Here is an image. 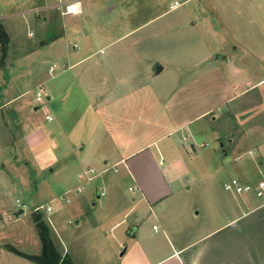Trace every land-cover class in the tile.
Here are the masks:
<instances>
[{"label":"rangeland","instance_id":"obj_1","mask_svg":"<svg viewBox=\"0 0 264 264\" xmlns=\"http://www.w3.org/2000/svg\"><path fill=\"white\" fill-rule=\"evenodd\" d=\"M59 2L60 0H0V23L10 39L6 56L0 45V105L6 104L0 112V144H3L4 150L0 151V162L6 161L7 170L3 171L0 163V210L3 212L0 214V249L5 247L7 252L16 254L11 250L16 247L21 252L39 255L41 241L34 215H41L51 228V223L43 212V209L51 206L53 212L49 217L51 220L57 218L55 226H58L55 230L51 228L52 239L60 249L62 246L59 240L64 242L70 253L68 256L74 259L75 264H121L126 252H129L128 247L132 249V239L124 234V226L110 231L109 222L105 221V226L101 224L106 213L101 211L99 205L107 201V206L116 213L115 217L120 212L128 211L132 206V193L128 192L129 181L121 167L117 168V174L110 172L109 175L119 184L120 195H110L98 201L96 208L91 203L88 204L85 224L76 226L72 216V222L68 223L71 209L68 216L65 215L68 212H61L59 209L66 207V199L75 195L74 192H67L70 184L84 186L85 180L77 177L80 163L87 169L94 168L97 173L102 167L100 160L87 161L86 151L74 153L72 147L78 143L81 147L87 146L96 136L100 138L101 133L99 149L101 152H108L111 158L107 157V167L111 169L115 164L114 159L122 153L124 143L132 148L139 146L140 142L153 143L152 140H158L151 150L159 158L158 152L169 143V140L163 141L159 137L162 130L159 127L170 122V118L162 109L159 110V105L154 108L148 107L150 103L144 104L145 92L151 96L154 91L156 94L159 92V95L160 92L166 93L165 90L172 81L170 71L183 64L189 66L203 56V40L193 36L196 31L191 30L187 35L178 34L174 26L187 19L191 20L193 15H199L202 8L197 3L188 4L186 0H82L83 14L75 18L62 17L56 8L46 11L36 9L38 12L34 10L37 7L58 5ZM175 2L184 5L168 12L170 4ZM26 10L34 11L25 15ZM195 10L197 12L193 13ZM166 25L172 31L171 37L168 33L165 36ZM111 42H114L112 47L117 49L115 63L125 65L126 70L124 66L120 67L123 68L122 73L132 75L134 85L130 82L117 89L115 103L109 108L101 109L98 113L100 116L96 117L86 98L96 86L102 85L103 89L108 90L113 88L110 83L114 84V77L109 78V72L101 68L103 56L96 54L101 47H110L108 45ZM211 42L210 38H204L203 45L214 47L216 44ZM74 45L78 47L75 48ZM169 48H174L175 52H170ZM129 49L134 51L133 54L126 53ZM88 54L94 55L91 59L64 70ZM157 63H167L170 66L168 65L163 76L156 78L154 67ZM54 64L56 72L52 77L49 70ZM226 73L229 79L234 77L230 70H225ZM223 76L227 82L228 78L226 80V76ZM105 79L109 82L106 85L101 83ZM38 84H42L46 91L41 103L36 100L35 86ZM144 84L148 85L141 87ZM52 87L59 91V103H55L54 99L51 102L47 100ZM139 87L140 91H136ZM228 93H225L227 97ZM246 100L247 97L237 98L229 106L230 111L226 105H222L214 114L218 117L216 121L212 119V115L194 121L187 127L188 133L191 130L199 131L194 142H181L187 150L185 159L191 170L190 179L186 181L187 187L191 186V189L185 190L186 195L202 210V217L196 225L203 223L207 215L214 217L215 224L232 216L231 207L236 203L227 200V197L233 196L223 187L228 180L241 177L245 182L239 181L252 185L264 180V164L261 165L264 160L260 158V155L264 156V145L257 139L260 135L256 134L255 129L252 130L255 124L264 121V104L250 105L257 103L248 101L250 104L246 105L242 113L232 116L233 108L242 107ZM133 105L136 107L134 109L152 108L151 115L157 114L156 118L151 119L150 126H143L137 122V118L132 117ZM48 109L58 114L57 119L61 125H58L57 119L50 124L45 121ZM261 111L263 114L259 116ZM48 124L57 129V162L48 171H44L45 165L42 162L34 160L31 163L30 159L22 161L23 166L20 165L19 168L11 167L13 156L19 149L17 140L21 133L18 129L30 130ZM99 125L101 129L94 135L93 129ZM213 132L215 135L218 133L221 138L219 141ZM186 133H178L179 138L185 137ZM108 137H112L116 145L108 143ZM232 137L237 139L235 147L229 143ZM192 143L195 149L192 148ZM221 145H225L224 149ZM225 151L228 152L226 156ZM112 152L114 154L110 156ZM93 153L94 149L91 153L94 157ZM194 178H197L196 183H193ZM91 188H95V181L86 189ZM24 205L28 208L24 209ZM40 207L44 208L37 210ZM20 210H24V213L19 214ZM137 215L138 212L132 211L128 222L137 219ZM149 215L148 211L144 215V231H147V227L151 229L154 224L159 225L149 219L150 225L144 227ZM96 218L100 221L97 227ZM123 237L131 240V243L123 246L118 253L117 239ZM61 250L64 252L63 248ZM13 254H8L10 260H6L5 264H14V261L26 263Z\"/></svg>","mask_w":264,"mask_h":264},{"label":"crops","instance_id":"obj_2","mask_svg":"<svg viewBox=\"0 0 264 264\" xmlns=\"http://www.w3.org/2000/svg\"><path fill=\"white\" fill-rule=\"evenodd\" d=\"M186 2L188 4L197 3V6L202 9L200 14L193 15L191 20L187 19L182 23H176L174 25L177 28L176 33L187 35L191 30L196 31L193 32V36L201 38L203 41L204 38H210L211 44L215 43L216 45L214 47L208 44L204 46L203 41H201L204 51L203 56L189 66L183 64V66L171 70L172 81L168 86L169 88L165 90L166 93L160 92L159 95V92L156 94L154 91L151 96L148 95V92H145L144 104L150 103L148 107L154 108L159 105V110L162 109L168 119L170 118V122L159 127V129H162L159 137L163 141L169 140V143L158 152L159 158L151 150L158 140H152L153 143L150 141L140 142L139 146L132 148L128 146V143H124L122 153L114 159L115 164L111 169L107 167L109 164L108 152H101L99 149L102 140L101 133L100 138L96 136L95 139L90 140L87 146L82 145L81 147V144L78 143L72 147L69 143V148L72 147L74 153L86 151L85 159L90 162L93 159L94 161L96 159L100 160L102 167L98 172L100 175L94 180V189H86V191L77 194L76 188H78V185L70 184L67 192H74L75 195L73 198L69 197L70 201H66V207L60 208L59 211L68 212L71 209V215H69L70 211L65 213L66 216L69 215L68 223L72 222L71 218L73 217L76 226L85 224L88 204L91 203L96 208L98 201L106 199L110 195H120L119 184L109 174L112 171L114 172V169L121 167L122 173L126 175L129 181L128 192L132 193L130 198L132 206L128 211L120 212L119 216L115 217L114 214L116 213L112 212L107 206V201L99 205L101 211L106 213L101 224L105 226V221L109 222L108 224H111L109 225L111 227L110 231L124 226V234L132 239V249L128 247L129 252L128 254L126 252L121 264H264V203L252 196H236L230 193L233 197H227V200L236 203L231 207L232 216L219 224H215L214 217L207 215L203 223L196 225L199 218L202 217V210L191 197L186 195L185 190L191 189V186L187 187L186 185V181L190 179L191 170L185 159L187 150L181 143L194 142L198 137L199 131L191 130L190 133L187 132V127L194 121L212 115L214 121L218 120V117L214 114L222 105H226L228 111H230L229 106L233 105L237 98L247 97L248 100L245 101L242 107L233 108L232 116H234L246 109V105L250 104L248 101L257 103H251L250 105L264 104V0H186ZM183 5L184 3H182ZM55 6H42L34 8V10H52ZM34 10H26L24 14L32 13ZM196 12L197 10L193 13ZM164 31L166 32L165 36H167V33L170 37L172 36V31L168 30L167 25L164 27ZM113 44L114 42H111L108 45L110 47H101L96 52V54L103 56L100 64L101 68L107 70L109 78L114 77L115 81L114 84L113 82L110 83L114 89L108 90L107 88L103 89L102 85L96 86L90 91L89 97L86 98L89 108L96 113V117L100 116L98 113L101 109L109 108L115 103L114 96L117 89L129 85L133 81L132 75L122 73L123 68L126 70L125 65L119 66L115 63V51L117 49L112 47ZM43 45L45 44L43 43ZM111 47L113 49H110ZM108 49L110 50L107 52ZM168 50L175 52L174 48ZM133 52L130 49L126 51L128 54H133ZM217 54L226 56L227 60L216 59ZM93 55L84 56L79 62L66 67L64 70L78 65L84 60L91 59ZM128 60L129 58H127V63ZM160 64L163 66V70L159 75H155L156 78L163 76L169 65L167 63ZM55 65L50 66L54 69V72L50 74L52 77L55 76ZM225 70H230L231 75L234 77L229 79L228 74H225ZM223 75L226 76V80L228 78L227 82L224 80ZM101 83L106 85L109 82L108 79H105ZM39 85L42 84L35 87L37 88ZM132 85H134L133 82ZM146 85L148 84L141 87ZM141 87L135 90L140 91ZM226 91L229 92L228 97L225 95ZM99 94H103V96H99ZM96 98L98 101H96ZM52 99L55 100V103L60 102L59 91L55 87L50 88V94L47 98L50 102ZM5 105H0V112L4 110ZM134 108L136 107L133 105L132 117L137 118V122L143 126H150L151 119L157 117L156 113L151 115L152 108L148 110H143L142 107ZM37 109L35 108V110ZM262 114V111L259 112V116ZM47 115L53 118L52 121L46 119ZM57 117V113L48 109L45 121L49 124L54 123ZM178 119L180 121H177ZM49 124L48 126L33 127L30 130H22L18 127V132L21 133L17 140L19 149L18 153L13 156V163H10L11 167L19 168L20 165L23 166L22 161L30 159L31 163L34 160L42 162L45 165L44 171H48L50 166L57 162L59 158L57 156L59 147L56 140L57 129ZM58 125H61L59 120ZM100 129V125L94 127V135ZM253 129H255L256 134L260 135L257 139H260L264 145V121L255 124L252 127ZM183 132H187L186 136L179 138L178 133ZM213 134L218 141L221 139L218 133L215 135V132H213ZM226 136L228 137L229 133ZM236 140L235 137L229 140L231 146L236 145ZM109 142L116 145L112 137H108ZM224 147L225 145H221L222 149ZM2 148L3 144H0V151H4ZM192 148L195 149L194 143H192ZM93 149L94 157L91 154ZM226 153L228 152H224L225 156L228 155ZM260 158L264 160L263 155H260ZM0 163L3 165L2 170H6V161L3 160ZM263 164L264 161L261 162V165ZM78 170L77 177L80 178L87 167L80 163ZM50 172H53V170ZM233 179L245 180H242L241 177ZM196 180L197 178H194L193 183H196ZM136 187L138 190L130 191V188ZM103 188L107 190V195L100 197L99 190ZM71 205L73 207L69 208ZM132 211L138 212L139 215H137V219L129 223V214ZM147 211L150 215L144 222V227L150 225L149 219L159 225L154 224L151 229L147 227V231H144L142 223L146 218L144 215ZM1 213L3 212L0 210ZM23 213L22 210L19 211V214ZM56 220L50 219L54 230L58 227L55 226L57 224ZM76 221H79V224H76ZM95 224L96 227L100 224L97 218ZM155 226L157 229H154ZM131 230L134 235L129 234ZM124 238L126 237L117 239L118 253L123 246H128L131 243V240ZM61 241L59 240L62 246L61 249L63 248L64 252H62L60 246H57L58 250L63 256L70 255L63 244L64 242ZM14 248L16 249V247ZM8 254L13 253L7 252L5 247L0 249V264H5L6 260H10ZM13 255L26 261V263L14 261V264H34L17 254ZM122 255L120 256L122 257ZM72 261L74 262L73 258ZM103 262L105 263L104 260Z\"/></svg>","mask_w":264,"mask_h":264},{"label":"built area","instance_id":"obj_3","mask_svg":"<svg viewBox=\"0 0 264 264\" xmlns=\"http://www.w3.org/2000/svg\"><path fill=\"white\" fill-rule=\"evenodd\" d=\"M182 7V3L175 2L170 4L169 10L170 11H175ZM57 8L62 16H79L82 13V0H71L67 2H63L60 0L58 5L55 6ZM38 12V10H36ZM30 36H33V33H30ZM75 48H77V45H74ZM50 74L54 72L53 68H50L49 70ZM45 88L43 85H39L36 88V100L38 103H41L44 101L45 98ZM47 120L52 121V117L48 116L46 117ZM117 169H114V172L117 173ZM92 175V176H91ZM100 175V173H97L94 168H89L85 170L81 175L80 179L85 180L84 186L83 187H78L76 188V193L80 194L84 191V189L87 188L94 180ZM224 190L226 192H229L233 195L236 196H252L257 200H260L264 203V180H261L258 182L256 185H252L249 183H242L241 181L237 179H233L232 181H228L224 183ZM138 188H130V191H136ZM107 195V190L105 188L99 190V196L100 197H105ZM67 202H69V199H66ZM19 203V201H17ZM24 209L28 207H23ZM43 209L44 207H40L39 209ZM24 212V210H22ZM44 214L48 218V221L50 222L49 219V214L53 212V209L50 206H47L45 209H43ZM154 229H157L155 226Z\"/></svg>","mask_w":264,"mask_h":264},{"label":"trees","instance_id":"obj_4","mask_svg":"<svg viewBox=\"0 0 264 264\" xmlns=\"http://www.w3.org/2000/svg\"><path fill=\"white\" fill-rule=\"evenodd\" d=\"M9 36L3 26L0 23V45L1 49L6 56L9 48ZM34 223L39 235V239L42 244V252L40 255H28L19 252L12 247V251L17 255L29 260L34 264H74L72 259L65 255L63 256L57 248L54 240L52 239L51 229L48 224L44 221L41 215H34Z\"/></svg>","mask_w":264,"mask_h":264},{"label":"water","instance_id":"obj_5","mask_svg":"<svg viewBox=\"0 0 264 264\" xmlns=\"http://www.w3.org/2000/svg\"><path fill=\"white\" fill-rule=\"evenodd\" d=\"M216 59H218V60H225L226 61L227 60V57L224 56V55L217 54L216 55ZM162 70H163V66L160 63H157L155 65V67H154V73H155V75H159L162 72ZM76 224H79V221H76ZM129 234L130 235H134L132 230L129 232Z\"/></svg>","mask_w":264,"mask_h":264}]
</instances>
